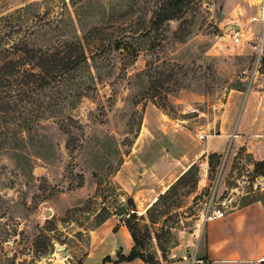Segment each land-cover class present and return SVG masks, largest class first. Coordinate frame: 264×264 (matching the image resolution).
I'll return each instance as SVG.
<instances>
[{
    "label": "rangeland",
    "instance_id": "rangeland-1",
    "mask_svg": "<svg viewBox=\"0 0 264 264\" xmlns=\"http://www.w3.org/2000/svg\"><path fill=\"white\" fill-rule=\"evenodd\" d=\"M258 1L0 0L7 53L28 44L62 56L81 44L85 56L29 102L12 98L17 107L0 111V264H51L61 245L77 264L91 229L120 209L144 254L163 262L191 248L212 198L226 211L264 203V137L244 130L148 212L130 216L135 204L113 181L147 105L212 134L235 129L246 93L264 89V33L251 21ZM164 10L178 14L158 27ZM15 53L0 63L24 51ZM30 65L22 70L38 75Z\"/></svg>",
    "mask_w": 264,
    "mask_h": 264
},
{
    "label": "crops",
    "instance_id": "crops-1",
    "mask_svg": "<svg viewBox=\"0 0 264 264\" xmlns=\"http://www.w3.org/2000/svg\"><path fill=\"white\" fill-rule=\"evenodd\" d=\"M252 29L264 33L261 22H254ZM234 127L212 134L207 126L188 127L155 103L147 105L140 129L113 173L114 183L135 204L131 212L144 213L193 164L202 161L208 165L210 154L222 156L238 145L241 130L264 137V89L246 93ZM134 244L125 219L111 213L91 229L89 246L77 264H147L141 258L120 259L130 254ZM67 254V259L54 258L51 264H75L71 253ZM193 256V249L185 248L162 264H262L264 203L254 201L227 211L223 218L209 220L195 256L205 262L193 260Z\"/></svg>",
    "mask_w": 264,
    "mask_h": 264
},
{
    "label": "trees",
    "instance_id": "trees-1",
    "mask_svg": "<svg viewBox=\"0 0 264 264\" xmlns=\"http://www.w3.org/2000/svg\"><path fill=\"white\" fill-rule=\"evenodd\" d=\"M164 11L165 12L160 11L156 14L154 25L160 27L165 21L173 19L175 15L178 14V12H170L169 10ZM7 51V49L0 45V60L4 59L2 56L6 57V54L9 53L16 54L15 52L17 51H24V54H22L19 59H11L7 62L0 63V111L4 109L11 110L17 107V104H11L10 100L12 98H18L17 101L22 102L26 98H30L31 93L50 85L51 80L55 81L58 77L61 78L64 74L75 71L85 58L81 44H79L78 47H72V51H67V54L62 56L61 54L65 53V51H62V48L58 47L55 51L50 52L48 49H43L41 47H29L28 44L25 45V48L15 46L10 50L13 52L7 53ZM76 52L77 54H73ZM28 63L32 65H30L32 70L39 69L38 75L34 72L22 70L23 65ZM9 89L13 90V95L8 92ZM3 93H5V95H3ZM25 101L29 102V100ZM155 104L157 103L155 102ZM157 106L167 112L160 104H157ZM215 156L219 155L217 153L209 155V165H211L212 158ZM196 166V163L193 164L182 176H180V178L147 209V212L156 206L163 198H166L167 195L176 188L177 184H179L188 173L192 172ZM132 214L136 215L137 213L132 212L130 216H134ZM126 224L131 231L135 244L130 254L127 256H120V259L126 261L141 258L147 264H162V261H153L152 258H148L149 256L144 254V240L138 235L129 222H126ZM262 264H264V262Z\"/></svg>",
    "mask_w": 264,
    "mask_h": 264
},
{
    "label": "built area",
    "instance_id": "built-area-1",
    "mask_svg": "<svg viewBox=\"0 0 264 264\" xmlns=\"http://www.w3.org/2000/svg\"><path fill=\"white\" fill-rule=\"evenodd\" d=\"M252 2H249V4L251 5ZM256 7V14L252 16V20L253 22H261L264 26V0H259L257 2V6ZM233 42L235 44H239L241 43V37L239 36V32H236V34L233 36ZM203 137V136H201ZM210 205L213 207L211 209V213L207 214L204 218H203V229L200 235L197 236V240L193 241V242H189L188 246H190L193 249V260H196L198 262L204 263L205 260L203 259H195L197 250L199 248V244H200V240L201 237L203 235L204 232V226L205 224L212 219H220L223 218L226 215V210L223 207H217L215 205H213V198L211 200ZM210 206V207H211ZM253 264H257V262H254Z\"/></svg>",
    "mask_w": 264,
    "mask_h": 264
},
{
    "label": "water",
    "instance_id": "water-1",
    "mask_svg": "<svg viewBox=\"0 0 264 264\" xmlns=\"http://www.w3.org/2000/svg\"><path fill=\"white\" fill-rule=\"evenodd\" d=\"M240 29V26L238 25V24H235V25H229L228 27H227V29H226V31L227 32H229V31H233V30H239ZM107 89V88H106ZM105 89V90H106ZM123 213V210L122 209H120L119 211H118V214L120 215V214H122ZM46 214L47 215H51V211L50 210H48L47 212H46ZM57 251H61L62 252V255L63 256H67L68 254H67V251L65 250V247L64 246H58L57 247Z\"/></svg>",
    "mask_w": 264,
    "mask_h": 264
}]
</instances>
